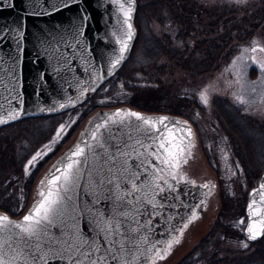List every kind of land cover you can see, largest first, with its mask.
<instances>
[{
	"label": "rangeland",
	"instance_id": "obj_1",
	"mask_svg": "<svg viewBox=\"0 0 264 264\" xmlns=\"http://www.w3.org/2000/svg\"><path fill=\"white\" fill-rule=\"evenodd\" d=\"M153 1L135 0L134 26L136 29L138 26L142 33L141 43L153 52L150 50L152 54H148L143 49L142 57L136 61L132 44L130 60L129 58L126 60L130 65L156 62L157 56H153V54H158L156 53L158 50L151 44V37L165 35L172 41L174 40V26L169 21H165L168 14L162 18L161 22L147 20V17H151V15L157 17L160 14L156 6L150 5ZM194 1H198L197 5L204 11L203 17L211 14L213 9L221 13L228 8H234L239 17L244 13L247 14L262 0ZM137 15L139 25L135 21ZM139 35L140 33L137 32L135 39ZM236 47V52L228 61L223 62L215 72L203 77H191L173 66L161 74L157 72V69H150V65L141 66L139 70H130L124 76L121 71L128 72L123 68L125 62L117 73L103 82L80 107L65 111L56 118H32L29 121L14 124L18 122V119L10 121L12 123L4 124L3 127H0V147L11 157L15 154L16 159L17 155L22 152L17 159L19 162H16L18 163L17 167L19 164L22 167L21 175L16 174L13 170L8 172V176H11L13 181L17 179L15 187L10 189V194L19 186L21 179L27 180L32 174L35 177L32 179L26 200H28L27 203L32 202V204L38 200V182L41 175L55 159L72 146L77 133L82 131L87 119L94 113L108 108L130 106L133 102L142 104L149 99L147 96L152 98L162 94L160 97L165 99V103L168 105L173 106L174 104L171 102L175 100H184L187 103L185 111L189 117L185 116V118L194 127V147L190 150V155L181 165L180 170L193 183L203 184L205 181H210L214 183V186L204 211L189 224V229L180 238V243L174 245L170 253L164 259L157 260L156 264H177L182 261L209 234L220 214L224 223L231 226L235 233V238L223 242L222 248L228 251L244 248L243 244L250 243L243 237L247 197L248 193L257 186L259 177L247 176L246 169L234 156L230 139L217 120L213 103L216 98L227 99L231 104L239 107L243 114L264 121V69L261 68V64H264V51H260V49H264V30H256L249 39L238 43ZM253 48L256 51H252ZM164 62L166 63L162 58L157 64ZM128 76L131 78H127ZM156 79L160 81V84L155 82ZM138 90H140L138 93H147L143 97L146 99L142 98L143 95L137 99L136 92ZM151 92L154 93V96ZM201 93L206 95L207 103L201 100ZM161 102L163 103V101ZM58 132L59 136H57ZM248 135L252 148L250 163L254 165L253 159L260 160L263 150L258 144L257 135L255 133ZM6 143L10 146L6 147ZM260 144L262 143L260 142ZM37 152H41L42 158L34 162V166H29V172L26 175L25 165ZM1 156L4 160V154ZM257 160H255L256 163ZM1 204H3L2 201H0ZM242 220L243 224L240 223Z\"/></svg>",
	"mask_w": 264,
	"mask_h": 264
},
{
	"label": "snow or ice",
	"instance_id": "obj_2",
	"mask_svg": "<svg viewBox=\"0 0 264 264\" xmlns=\"http://www.w3.org/2000/svg\"><path fill=\"white\" fill-rule=\"evenodd\" d=\"M77 0H68L64 4L67 7L69 3H76ZM121 3V0H112V3L117 4L121 13L124 16V24L127 25V39L118 41L121 44L120 55L116 57L112 64V68H116L120 61L124 59V53L127 51L128 41L132 39V25L130 23L132 13V0H126ZM8 7L14 6L12 0H5ZM59 10V9H57ZM38 12H30L27 15H40ZM48 14V13H44ZM84 21L88 20L85 15ZM19 36H23V31H19ZM3 37L0 36V40ZM252 51H256L255 48ZM264 51V49H260ZM264 69V64H261ZM201 100L207 103V97L201 93ZM243 103V101H241ZM64 107V105H61ZM19 116L18 111L10 112L7 118L0 116V124L6 123L9 119H16ZM139 121L140 124H132L138 133L148 135L149 131L155 130L157 133L152 137L153 144L148 147L156 149L148 155L153 156L160 167L155 170L154 174L150 173L152 179L148 182L147 187L159 189L160 192L171 190L173 185L168 183L167 177L177 179L180 166L186 162V156L190 155L191 148V129L183 127L179 121L166 123L167 118L161 117L152 120L142 116L137 112H116L107 118V123L98 127H104L106 130L108 124L129 126L131 120ZM143 125V128L141 127ZM63 129L61 128V131ZM59 136V132L57 133ZM94 144L86 145L85 148L76 146L71 155L66 156V163L62 167L55 166V172L51 174V178L46 177L41 180L40 188L38 189V201L34 203L29 213L24 215L19 222H13L7 215L0 214V264H51L52 261H60L62 264H139L141 256H145L150 264H156L157 260L164 259L171 251L174 245L180 243V236H172L163 242L161 247H157L156 243L149 244V238L144 237L137 243L129 240L126 244L123 240L117 239L120 233L121 221L117 219L119 216L127 218L131 213L129 211H121L120 207L125 203V195H131V192L138 191L145 185H140L139 188L135 181L139 180V174L130 170L128 167V153L122 152L120 156L124 159L119 163V166L113 163L108 171L112 173V177L105 180L92 182L90 189H85L87 195L91 196L90 204H85L79 207L74 199L75 189L80 187L79 180L83 172V165L88 164L89 156L96 155V149H105L104 143L98 138L97 133H92ZM137 143L143 142L137 139ZM47 147V146H46ZM147 152V147L145 148ZM42 158L41 152H37L25 165V174L29 172V166H34V162ZM108 161H117L115 155L109 154ZM133 167H140L134 165ZM51 171V170H50ZM55 173H59L56 175ZM117 173H119L117 175ZM183 179V177H180ZM163 180L165 187H162L157 181ZM118 181V183H116ZM132 184L131 192L120 194L118 189L124 184ZM107 185H113V188H107L111 194L108 199L118 201V207L110 216L105 211L95 209V205L100 202ZM204 188H209L208 184L203 185ZM260 201L264 204V183L260 185ZM144 201L150 203L153 208L157 207L155 200V192L151 195L145 193L144 196L138 197L136 200V211L139 212V205ZM203 203V201L201 202ZM256 193H253V199L249 203V222L246 225V235L249 240H255L261 234H264V207H256ZM85 216L88 223L92 225L89 231L95 235H88L81 231L80 218ZM259 216V220H253L252 217ZM197 213L192 212L187 222L178 229L180 234L188 228L194 220ZM135 222V217H132ZM241 224L244 221H240ZM59 229V235L51 233L52 228ZM13 229L17 230L13 233ZM135 231V229H130ZM12 235L5 239V235ZM103 239H99V237ZM22 244L23 247H13L12 240ZM108 247H104V245ZM131 245V246H130ZM146 246V247H145ZM247 247V244H243ZM7 248H11L14 255L7 259Z\"/></svg>",
	"mask_w": 264,
	"mask_h": 264
},
{
	"label": "water",
	"instance_id": "obj_3",
	"mask_svg": "<svg viewBox=\"0 0 264 264\" xmlns=\"http://www.w3.org/2000/svg\"><path fill=\"white\" fill-rule=\"evenodd\" d=\"M67 2L12 0L14 6L8 7L5 0H0V36L3 37L0 40V116L7 118L13 111L19 112L18 118L46 113L66 100L64 108H71L94 90L100 78L113 72L127 58L136 35L132 25L135 0H132L130 20L133 36L124 59L116 68L111 64L120 55L118 41L127 39V25L119 6L112 0H77L64 7ZM121 3L127 7L126 0ZM30 12L41 14L27 15ZM85 15L87 21L83 20ZM84 87H87L85 93L76 99V92ZM12 120L15 119L7 122ZM181 122L191 127L186 120ZM261 183H264V173L257 187L248 193L247 223L253 193L257 202L254 209L264 207L260 201ZM252 219L259 220V216ZM80 228L88 235H95ZM243 235L250 242L262 236L249 240L246 226Z\"/></svg>",
	"mask_w": 264,
	"mask_h": 264
},
{
	"label": "trees",
	"instance_id": "obj_4",
	"mask_svg": "<svg viewBox=\"0 0 264 264\" xmlns=\"http://www.w3.org/2000/svg\"><path fill=\"white\" fill-rule=\"evenodd\" d=\"M154 1L150 5L152 4L153 7L156 6L158 8L160 17H158L159 15L157 17L151 15V17H147V20L161 22L162 18H165V15L168 14L165 21L172 23L175 29L173 41L165 35L163 37L155 36L154 38L151 37L152 39L150 38L151 44L156 46L155 49L158 50L156 52L158 54H153V56H157V59L155 63L150 61L144 65H150V69H157V72L161 74L165 73L167 68L173 66L191 77L209 75L219 69L223 62L229 60L233 53L236 52L238 43L247 38L249 39L256 30H264V0L247 14L244 13L239 17L234 8H228L221 13L213 9L211 14L203 17L202 13L204 11L197 5L198 1L194 0H156L155 3ZM137 17L138 15L135 17V21L139 25ZM137 32L140 35L134 40L132 48L136 61L142 57L143 49L148 54H152L151 51L153 52V50L144 47L143 43H141L142 33L138 26ZM162 58L166 63L157 64ZM148 59L149 56L147 57ZM144 65H130L127 61L123 68L128 72L124 73V70H122L121 74L125 76L130 70H139ZM127 78H131V76ZM155 82L160 84L158 79ZM139 91L136 92L137 99L141 95H143V98L147 94L144 92L138 93ZM151 93L154 96V93ZM160 96L159 94L152 98L147 96L148 100L142 104L133 102L132 106L148 112H170L189 117V114L185 111L188 105L184 100H175L171 102L175 105L172 106L165 103V99ZM213 105L217 120L223 126L230 139L234 156L238 159L240 165L246 169L247 176L253 175L260 178L264 172V121L243 114L239 107L224 98H216ZM30 119L32 118H24L14 124L29 121ZM253 133L257 135L258 144L263 150L260 160L255 158L257 163L253 159L254 165L250 163L252 148L248 135ZM7 145L6 143V147ZM21 153L17 155V159ZM1 154H4V160H2ZM14 156L7 155L5 150L3 151L2 147H0V169H2L0 172V201L3 203L0 205V209H5L6 211H13L11 203L18 202V194L27 196L30 185H32V179L35 177L31 174L29 179H21L19 186L10 194L8 189L15 187L17 179L13 181L12 177L8 176V172L13 170L16 174L21 175L22 173V167L20 164L17 167L18 163H16L19 160L17 161L15 154ZM8 160L9 162H6ZM20 188L21 191L18 190ZM220 216L215 220L209 234L192 249L187 257L177 264H264V234L257 241L248 243L247 247L234 251L225 250L222 248V243L227 239L231 241V239L235 238V233L234 229L231 226H227Z\"/></svg>",
	"mask_w": 264,
	"mask_h": 264
},
{
	"label": "flooded vegetation",
	"instance_id": "obj_5",
	"mask_svg": "<svg viewBox=\"0 0 264 264\" xmlns=\"http://www.w3.org/2000/svg\"><path fill=\"white\" fill-rule=\"evenodd\" d=\"M120 66L113 70V72L100 78V80L96 83L94 90L91 93L86 94L84 98L81 99L73 108L79 107L80 105H82V103L84 104L89 99V96L93 92H95L103 84V82L109 80L117 73V71L120 69ZM86 88L87 87L80 88V92H76V99L80 94L85 93ZM67 103L68 102L66 100L63 101L61 105H64L65 107ZM61 105H54L52 110L46 113L32 115V118H54L65 111L71 110L61 107ZM118 111L137 112L142 116L152 120L166 117V123L171 122L172 124H174L175 121H179L183 127H185L186 129H191L192 136L190 150L194 147V127L188 119L180 115L172 114L170 112H148L145 110H140L132 105L99 110L97 113H94L87 119L82 131L77 133V137L72 143V146L66 149V151L57 159H55V161H53L48 166L47 170L44 171L38 182V187L40 188L41 180L45 179L46 177L51 178V174L55 172L54 165L62 167L63 163L67 162L66 156L71 155L77 145L85 148V152L87 154L88 149L86 145L95 143V141L92 140V133L96 132L98 138L102 143H104L107 152H105L104 149L97 148L95 150L96 155L89 156L88 164L82 166L83 172L81 179L79 180L80 187L75 189L74 192V199L77 206L83 207L85 204H90L92 197L86 194L85 189H90L92 186V182L94 181H107L108 178L112 177V173L108 171V168L113 163H115L118 167L119 163L124 159L120 156V153L127 152L129 154L127 157L128 167L130 168V170L137 172L140 177V179L135 181V183L137 184L138 188L140 185H145V187L140 188L138 191L131 192L132 184L128 183L122 185L118 189V192L120 194L131 192V195H125V203L120 207L121 211H129L131 214L127 218L123 216L117 217V219L121 221V234L117 237V239L123 240L126 244L129 240H132L134 244L139 242L146 236L149 238V244L156 243L157 247H161L163 242L171 239L172 236H180L181 238L186 234L189 226L183 231L182 235L180 234L178 229H180L183 224L187 222L193 211L197 213V217L200 216V214L204 211L206 202L211 196L214 183L210 181H205V183L203 184L193 183L192 180L187 178L179 168L177 179L167 177L168 183L173 185V188L171 190H167L163 180H159L157 182L162 187L166 188L164 192H160L159 189L147 187L148 182L152 179V176L149 174H154L155 170L162 167L158 164L157 160L153 156L148 155V153H153L156 151L154 147L148 146L153 144L152 137L157 133L155 132V130L149 131L148 135H144L142 132L138 133L133 127L130 126L132 124H140L139 121H135L134 119L129 122V126L111 125L109 123L108 128L110 130H106L104 127H98L101 125H105L107 123V118ZM181 120H186L191 127H188V125L181 122ZM141 127L143 128V125H141ZM137 139L141 140L143 143H137ZM146 147L147 152L145 151ZM109 154L115 155L118 158L117 161H108L107 157ZM187 157L188 155L186 156V159ZM134 165H140V167H133ZM55 174L59 175V173ZM118 174L119 173H117V175ZM180 177H183V179H180ZM116 183H118V181H116ZM205 184H208L209 188H204L203 185ZM113 187V185H107L103 193L104 198H102L100 202L94 206L97 210L105 211L108 216L114 213V210L118 207L119 204L118 201L108 199L111 194L107 191V188ZM10 189L11 188L8 189L9 192H11ZM18 190L21 191V188ZM153 191L155 192L157 207L153 208L150 203L142 201L139 205V212H137V198L144 196L145 193L151 195ZM17 198L18 202L11 203L13 205V211L0 209V214L7 215L13 222L21 221L23 216L29 213V210L33 207L34 203L38 201H34L33 204L32 202L27 203L28 200L26 199H28V197L21 194H18ZM202 201L203 203H201ZM132 217H135V222H133ZM80 226L86 232L90 228H92V225L88 223L87 218L83 215L80 218ZM130 229H135V231H131ZM12 231L13 233H15L17 230L13 229ZM51 233L53 235H59V229L54 227L51 229ZM11 235V233L6 234L5 239H7ZM99 239L102 240L103 237L101 236L99 237ZM12 244L13 247H23L22 244H18V242L14 239L12 240ZM104 247H108V245L105 244ZM6 251L8 252V256L6 258L10 259L11 256L14 255V253L12 252L11 248H7ZM56 262L59 263L60 261ZM149 263L150 262L146 260L145 256L140 257L139 264ZM113 264H115V262H113Z\"/></svg>",
	"mask_w": 264,
	"mask_h": 264
}]
</instances>
